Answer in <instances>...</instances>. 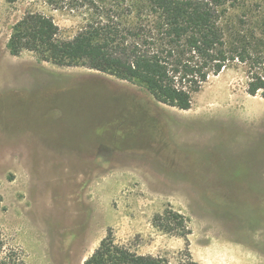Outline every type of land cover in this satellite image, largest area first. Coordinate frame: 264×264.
I'll return each mask as SVG.
<instances>
[{
    "label": "rangeland",
    "instance_id": "1",
    "mask_svg": "<svg viewBox=\"0 0 264 264\" xmlns=\"http://www.w3.org/2000/svg\"><path fill=\"white\" fill-rule=\"evenodd\" d=\"M27 13L51 18L63 40L89 17L45 0H0L6 248L24 264H82L111 229L133 252L172 261L184 239L152 224L167 210L186 218L197 264H264V98L247 94V65L210 74L180 111L138 81L11 55Z\"/></svg>",
    "mask_w": 264,
    "mask_h": 264
},
{
    "label": "trees",
    "instance_id": "2",
    "mask_svg": "<svg viewBox=\"0 0 264 264\" xmlns=\"http://www.w3.org/2000/svg\"><path fill=\"white\" fill-rule=\"evenodd\" d=\"M45 1L54 9L86 11L89 17L73 38L63 40L51 18L27 13L12 29L11 55L30 52L57 67H84L138 81L156 102L180 111L191 108L192 95L210 74L238 61L248 67L247 94L264 98L263 0ZM152 224L184 239L172 261L137 254L118 244L108 229L82 264H197L184 216L165 210ZM0 264H24L17 251L6 248L1 233Z\"/></svg>",
    "mask_w": 264,
    "mask_h": 264
}]
</instances>
